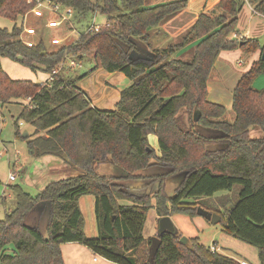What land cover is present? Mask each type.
I'll use <instances>...</instances> for the list:
<instances>
[{"label": "trees", "instance_id": "obj_1", "mask_svg": "<svg viewBox=\"0 0 264 264\" xmlns=\"http://www.w3.org/2000/svg\"><path fill=\"white\" fill-rule=\"evenodd\" d=\"M50 1L74 10L78 20L95 13L106 16L109 26L81 34L75 43L51 53L43 42L28 48L19 36L23 17L34 3L0 0V18L14 23L11 31L0 28V57L18 60L31 70L42 67L49 75L66 54L81 59L92 53L105 72L121 73L131 85L120 92L114 110H98L78 88V78L67 81L57 75L47 86L13 80L0 69V107L21 105L13 124L16 138L26 141L28 156L55 157L82 173L49 183L36 197L14 188L16 207L0 220V264H64L61 246L67 243L84 246L114 264H240L211 252L198 238H190L187 247L170 233L159 235V247L149 257L151 239L142 234L148 211L153 208L159 218H192L198 207L218 214L222 232L256 248L259 264H264V90L253 86L264 73V62L254 63L236 83L232 122L224 119L226 108L210 102L207 92L222 51L240 48L252 53L264 48L255 40L230 38L245 1L221 0L211 12L199 15L176 47L195 41L188 61L171 58L174 47L158 51L153 59L130 57L136 50L133 39L147 44L151 29L185 10L188 0L153 6L146 5L148 0ZM246 2L264 17V0ZM19 121L34 128L32 136L20 135ZM195 126L222 136H204ZM254 128L260 138H251ZM149 136L156 137L159 156ZM216 145L224 148L208 149ZM108 160L125 177L98 174ZM153 162L166 173L137 175ZM182 173L184 180L168 195L166 180ZM140 179L150 181L143 191L158 182L156 192L137 194L122 185ZM234 187H239L235 202H223L225 196L210 201ZM83 196L95 199V238L83 230L78 207ZM41 203L49 204L45 234L25 223Z\"/></svg>", "mask_w": 264, "mask_h": 264}, {"label": "rangeland", "instance_id": "obj_2", "mask_svg": "<svg viewBox=\"0 0 264 264\" xmlns=\"http://www.w3.org/2000/svg\"><path fill=\"white\" fill-rule=\"evenodd\" d=\"M90 1L95 2L96 0ZM168 1L171 0H161L158 3H155L157 1L154 0H148L146 5L153 6ZM243 5L245 6V10L243 12L240 11L235 33L232 34L230 38H233L234 35H236L244 38L245 40H255L257 41L259 47L263 48L264 33H259L260 28L263 27V23H260L261 26H258L259 22L257 21L252 23L251 20H249L248 12L246 10L248 9L247 3L244 2ZM93 16L94 14H89L85 18L80 19L76 25V30L78 32H83L90 24L93 23V21L96 25L101 26L107 23L106 16L98 13H96L94 17ZM58 19V17L51 16V14L46 11L44 12L43 18H35L30 15L25 23V26L34 27L37 31V35L29 39L34 41L36 44L43 42L45 50L49 53L57 51L61 47L69 46L75 43L78 39V35L68 31L64 26L59 28L47 27L48 21ZM53 38L62 40V44L60 46L52 45L51 40ZM260 52L261 51L245 53L240 48H236L234 50L222 51L218 58L223 54L221 57L224 56L223 58L227 59L229 62V71H233L236 74L238 72L244 74L250 70L254 63L259 62ZM84 57L85 58L83 59L81 68H78L77 70L80 75L77 80V86H79L78 88L84 92L88 99L94 98L96 100L98 97L104 96L105 94L104 91L107 87V80L105 79V76L107 75V72L99 66L92 53L87 54ZM238 61H241V66L237 64ZM0 69L5 71L13 79L31 81L34 84H41L48 78V74L43 71L42 67H37L35 70H31L30 68L22 65L18 60H12L9 58L0 57ZM222 77H224V75ZM234 80V75L230 74L228 78L224 77L218 82L222 83L221 81H224L226 91L231 94L229 90ZM253 86L255 90H264V73H261L256 77L253 82ZM80 87L84 88L81 89ZM88 92L91 95H89ZM22 103L26 104V101H22ZM225 108L227 112L224 119L228 122H232L234 119L233 111L230 109V112H228V107L225 106ZM20 110L21 105L19 103L0 107V198L4 199V203L0 204V220L5 217V214L12 212L16 207V195L14 188H18L32 197H36L48 185L45 180L41 181V174L46 169V166L42 165L44 160L42 158L34 159L29 157L27 153L26 141L16 138L15 136L16 129L13 122L18 116ZM18 126L20 135H23L24 133H27L30 136L33 135L34 128L30 124L19 121ZM197 128L200 129V127L196 126V129ZM250 136L251 138H259L261 137V133L258 129L254 128L250 130ZM108 165H112L111 162L108 161L102 164L100 166V171L105 172L103 170L104 168H107ZM112 167L119 171V173H122L119 168L113 165ZM155 172L156 174H164L166 169L160 168V170H156ZM10 173H15L16 175V179L13 182L8 181ZM122 175L124 174L122 173ZM48 176L53 177L51 174L47 175V177ZM180 180H182L181 175H176L167 179L166 193L169 195L173 194L175 188L178 186L179 182H181ZM155 189L156 184H152L151 192H154ZM238 190L239 187H234L232 192H218L210 201H214V199L218 197L225 196L221 199L223 202L227 201V199L231 200V202H235L237 200ZM155 214L156 212L153 208L148 211L143 235L149 237L154 235ZM171 217L173 218L174 225L182 236H187L188 238H198L200 243L205 247L218 244L221 247L219 248L221 255H225L236 260H245L248 264H259L256 248L225 235L219 224L211 225L209 221L197 215L192 218L181 215H174ZM43 232L45 234L44 230ZM150 238L152 239L153 237ZM82 248L85 249V251L88 249L84 246H82ZM88 254L81 256L82 264H103L107 261L98 255L92 254V252L89 255ZM94 258L97 260L96 262L93 261Z\"/></svg>", "mask_w": 264, "mask_h": 264}, {"label": "crops", "instance_id": "obj_3", "mask_svg": "<svg viewBox=\"0 0 264 264\" xmlns=\"http://www.w3.org/2000/svg\"><path fill=\"white\" fill-rule=\"evenodd\" d=\"M157 1L155 3H158L161 0H154ZM165 1V0H163ZM172 1V0H171ZM221 0H188L187 1V8L177 14L174 18L169 20L167 23L153 28L150 31V40L147 44H144L143 42L133 39V42L136 46V50L131 53L130 57L133 60L136 59H153L156 53L162 50L169 49L170 47H174V52L170 54L171 58H176V59H181L184 61L190 60L192 56V52L195 48V41L189 43L188 45H185L184 47H178L176 48L182 41V38L184 35L187 33V31L194 25V23L197 21L199 15L201 13H209L211 12L217 4ZM169 2V1H168ZM248 9V17L251 22H259L258 26H261L260 23H263V27L260 28L259 33H264V17L256 14L253 9L249 6L247 3ZM245 6H242L241 12H243L245 9ZM54 16V15H51ZM240 16V15H239ZM79 22V20H77ZM14 23L12 21H9L7 19L0 18V28L7 29L8 31H11L13 28ZM238 37V36H237ZM28 38L24 36V39ZM241 39V37H238ZM193 47V48H191ZM191 48V49H190ZM223 55V54H222ZM221 55V56H222ZM219 57L218 60L215 62L213 70L210 74V77L207 81V92H208V100L210 102L220 104L222 106H227L228 107V112H230V109L232 110V91L236 86V83L238 82L239 78L242 76V73H234L233 71H229V62L227 59H224L223 57ZM85 57L83 56L81 59L75 58V60L79 63L81 68L83 59ZM237 64L241 66V61H238ZM77 69L73 70H62L58 75L63 79V80H70L74 78H79V72ZM223 71V72H221ZM5 72V71H4ZM6 73V72H5ZM7 74V73H6ZM107 75L105 76V79L107 80V87L105 88V94L104 96L98 97V99H92L89 98V101L91 102V106L98 109V110H112L115 109L116 103L119 101L120 97V92L129 87L131 85V82L125 78V76L121 73H106ZM230 74H233L235 77V80L232 82V86H230V92L226 91L224 81H221L222 83L218 82L222 80V78L228 76ZM8 75V74H7ZM224 75V77H222ZM9 76V75H8ZM10 77V76H9ZM11 78V77H10ZM49 78V75H48ZM48 78L45 80V82L48 80ZM13 79V78H11ZM16 80V79H13ZM43 82V83H45ZM41 83V84H43ZM79 87V86H78ZM111 87V88H108ZM81 88V87H80ZM84 88V87H83ZM81 88V89H83ZM89 93V92H88ZM89 95H91L89 93ZM96 95V94H94ZM231 95V96H230ZM28 101H26V104ZM197 113H194V118L196 117ZM195 130L199 132L200 134L208 137H221L222 134L218 131L214 130H208V129H196ZM30 135H28L29 137ZM260 138V137H259ZM149 145L151 148L155 150L156 156H159L160 153L158 151L157 147V140L156 137L154 136H149L148 137ZM222 147V148H220ZM224 146H208L209 150H218V149H223ZM44 160L42 162V165L46 166L45 171L41 174V181L45 180L47 184L66 179L67 177H74L76 175H79L80 172L71 168L68 166L66 163H64L62 160L55 158V157H42ZM111 162L110 160H108ZM107 161V162H108ZM112 164V163H111ZM113 165V164H112ZM112 165H108L107 168H104L103 171H100V166L98 167V174L101 176H106V177H125V174L122 175V173H119ZM114 166V165H113ZM116 167V166H115ZM161 167L155 164V162L152 163V166L142 172H140L139 176L141 177H148L152 175H156V170H160ZM162 169V168H161ZM154 170V171H152ZM113 173V174H109ZM53 175V177H47V175ZM170 179V178H169ZM40 180V179H39ZM148 180L140 179L136 181H125L122 182V185L129 190H139L144 184H146ZM46 184V185H47ZM149 191L152 195L153 192L152 190V185L148 186L145 191ZM169 195V194H168ZM172 195V194H171ZM94 204H95V199L92 196H83L78 200V207L82 213L83 219H84V233L88 238H95L97 236V229H96V223H95V217H94ZM122 205H128L126 202H120ZM155 233L153 236L150 237H155L157 235V219L159 218L155 214ZM171 221L173 222V218L170 217ZM48 221V206L46 204H40L38 205L32 213L29 215V217L26 219V224L30 227L33 228H38L41 233L44 234L43 230L45 231V227ZM147 221V218H146ZM146 224V222H145ZM144 224V228H145ZM174 224V222H173ZM176 227V226H175ZM143 228V232H144ZM142 232V234H143ZM181 234V233H180ZM182 235V234H181ZM145 239H151L149 236L143 235ZM187 237V236H186ZM188 238V237H187ZM190 239V238H188ZM217 249L221 248L218 244L216 245ZM61 252H62V257H63V262L64 264H82L81 262V256L85 254H90L91 252L86 249H83L81 245L76 244V243H67L61 246ZM220 253V251H219ZM88 254V255H89ZM225 256V255H223ZM228 257V256H226ZM231 258V257H229ZM234 259V258H231ZM235 261L240 262H245L248 264L245 260H236ZM96 262L97 260L94 258L93 260ZM103 264H114L109 261H105Z\"/></svg>", "mask_w": 264, "mask_h": 264}, {"label": "built area", "instance_id": "obj_4", "mask_svg": "<svg viewBox=\"0 0 264 264\" xmlns=\"http://www.w3.org/2000/svg\"><path fill=\"white\" fill-rule=\"evenodd\" d=\"M245 2L247 0H244ZM27 3H34L33 8L23 17L22 25H21V34L19 36V40L23 45L28 48H32L36 45V43L29 38L37 35V31L34 27H26L25 23L30 15L35 18H43L44 12H48L51 15L58 17V20H50L47 22L48 28H59L64 26L68 31L72 33H76L78 37L81 34H96L101 31L102 28L108 27L109 24L105 25H96L93 21L83 32H78L76 29L78 16L74 10L71 8L63 7L59 4H54L50 0H27ZM247 3V2H246ZM93 15V14H92ZM96 13L94 14V16ZM93 16V17H94ZM24 36L28 37L24 39ZM235 39H239L236 35H234ZM51 44L54 46H60L62 44V40L58 38H53L51 40ZM79 63L75 60V57L71 55H65L60 64L49 74L48 80L43 83L44 85L50 86L53 82L54 77H56L62 70H73L79 68ZM29 101V100H28ZM22 125V124H20ZM16 179L15 173H10L8 177L9 182H13ZM211 252L219 253L220 249H217L216 244L209 246ZM240 264H246L245 262H240Z\"/></svg>", "mask_w": 264, "mask_h": 264}, {"label": "water", "instance_id": "obj_5", "mask_svg": "<svg viewBox=\"0 0 264 264\" xmlns=\"http://www.w3.org/2000/svg\"><path fill=\"white\" fill-rule=\"evenodd\" d=\"M260 60L262 62H264V48L260 52ZM22 137L24 139L25 138H28V134L27 133H24L22 135ZM81 174L82 173L80 172L79 175H81ZM156 175H162V174H156ZM178 175H181V179L182 180H180V181L182 182L184 180L186 174L185 173H182V174H178ZM76 176H78V175H76ZM149 182L150 181H148L146 184H144L139 190H136V189L132 190L131 189L130 191H132L134 193H137V194H140V193L143 194V192H144L147 195H151V193L148 190L147 191H143V188L147 184H149ZM181 182H179L178 186L180 185ZM154 184H156V189L154 191V192H156V190L158 188V182L157 183H154ZM41 204H46L48 206V217H49V204L48 203H41ZM196 214H197V216H200V217L204 218L205 220L209 221L211 223V225H218L220 223V221H221V218H220V216L218 214L211 213V212H209V211H207V210H205V209H203L201 207H198L197 208ZM162 233H170V234H173L175 237L179 238V243L180 244L185 245L187 247H190L189 239L186 238V237H184V236H182L180 234V232L177 230V228L175 227V225L171 221L170 217L158 218L157 219V235L151 239V246H150V250H149V257L150 258H152L154 256L157 248L159 247V244H160L159 235L162 234Z\"/></svg>", "mask_w": 264, "mask_h": 264}]
</instances>
